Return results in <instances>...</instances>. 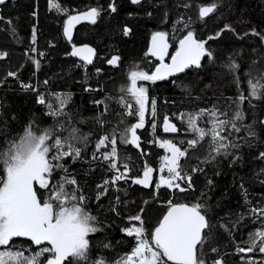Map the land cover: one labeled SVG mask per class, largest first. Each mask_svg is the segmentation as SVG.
Here are the masks:
<instances>
[{
  "label": "trees",
  "instance_id": "16d2710c",
  "mask_svg": "<svg viewBox=\"0 0 264 264\" xmlns=\"http://www.w3.org/2000/svg\"><path fill=\"white\" fill-rule=\"evenodd\" d=\"M211 2L213 0H142L140 5H133L130 0H116L118 10L111 13L107 11L109 0H51V3H58L66 9L69 15L82 13L90 7L105 9L97 23L79 27L71 42L63 33L67 16L51 9L50 0H8V4L0 9V53L5 54L0 57V148L5 146L7 140L22 135L30 122H34L39 129L55 126L61 137L68 136V130L72 128L79 130V136L91 134L87 142L73 141L82 149V157L75 163L69 158L68 168L87 197V207L97 216L104 229L91 237L93 253L97 258L102 255L114 261L131 251L134 240L121 229L133 224L138 226L139 222L129 221V217L141 215L145 228L150 231L166 211L168 200L195 203L199 198L200 203H206L208 216L213 223H224L232 228L231 236L223 229L216 233L215 246L224 264H245L241 256L245 260L253 256L258 264L264 259V254L258 251L239 255L235 251L237 244L247 247L242 241L247 240L248 234L261 225V219L252 214L251 209L264 207V184L260 182L264 180V174L257 176L264 165L253 159L258 151H264V145L253 140L252 148L244 146L233 150L241 157L235 163H231L232 156H217L215 161L205 163L204 157L208 155L211 142L210 133L195 148H189L187 141L195 137L181 122L179 115L198 109H211L215 105L221 111H227L230 117L236 108L233 101L237 95L240 91L247 94L245 73L254 61L257 66L264 64V44L251 34L253 28L257 31L264 29V0H218L217 11L199 21L198 7ZM185 4L191 6L186 8ZM189 17L196 21L192 24V30L197 39L208 40L225 24H230L235 31H227L216 39L208 40L206 47L212 51L214 61L206 58L201 69H188L177 79L140 82L148 88L150 101L156 100L157 115L155 118L150 115L149 105L145 127L137 130L141 138L140 148L120 144L117 137L118 165L121 170L124 163L129 165V179L109 186L107 195L97 201L96 196L101 191L97 185L110 180L115 172L102 157L93 160L92 153L101 136L111 133L117 126L120 129L125 127L119 123L121 116L118 114L125 109L115 102L122 95L120 90L128 84L127 76L131 70L139 69L151 74L159 64L145 55L153 33H168L170 47L167 63L170 61L178 40L186 32L182 24H177V20L186 22ZM125 26L131 29L127 36L123 32ZM33 28L35 43H32ZM81 45H90L97 51V59L90 67L81 66L83 64L70 55L73 46ZM112 56L120 57L117 66L107 63ZM30 58L40 61L39 70L35 69ZM232 61L240 65L236 73L240 78L239 87L225 67ZM97 69L100 71L97 72ZM9 72L17 76L10 77ZM26 84L45 95V105L36 102V92L24 90L22 85ZM66 95H70L64 108L68 115L58 118L59 123L64 125L60 129L57 118L47 114L50 110L48 105H51V110H58L60 98ZM100 101L104 103H98ZM253 104L255 108H251L247 102L242 106L245 123L264 119V100H254ZM105 105L108 106L107 110ZM165 116L176 125L177 132L163 131ZM220 118L228 117L221 115ZM125 119L129 125L137 122L135 117L127 116ZM98 120L104 123L101 125ZM153 123L156 124L155 129L151 126ZM199 126L206 130L211 128L208 118L199 121ZM257 131H260L258 124ZM261 135L264 136V132ZM163 140H170L182 150L188 149V155L181 158L180 163L193 176L195 191L181 193L156 187L160 175H167L166 170L160 172L163 157L168 156L166 149L159 146ZM145 164L154 169L152 186L147 188L132 183V178L142 176ZM196 167L203 171L193 173L191 170ZM61 175L64 173L58 172L56 179ZM208 180L213 183L208 185ZM179 182L183 186V182ZM116 187L120 191H116ZM201 193L206 195L201 196ZM117 196L120 197L118 203L115 199ZM113 207L116 211H112ZM238 216H243L239 222ZM101 241H110L112 247L99 249ZM216 255L209 253L210 257Z\"/></svg>",
  "mask_w": 264,
  "mask_h": 264
},
{
  "label": "snow or ice",
  "instance_id": "6c2138e0",
  "mask_svg": "<svg viewBox=\"0 0 264 264\" xmlns=\"http://www.w3.org/2000/svg\"><path fill=\"white\" fill-rule=\"evenodd\" d=\"M5 2L6 0H0V4ZM130 3L140 5L142 0H130ZM190 6L184 5L186 8ZM218 7V0L200 5L197 19L203 21L216 12ZM50 8L67 16L63 33L69 42L72 41L73 28L77 23L87 20L95 24L101 12L105 11L103 7H90L77 15H69L66 9L58 3H51V0ZM117 10L116 0H109L107 11L115 13ZM195 22L191 17L186 22L183 19L177 20V24H182L186 32L178 40L175 52L170 57V63L164 62L165 57L169 55L168 33L158 31L152 34L151 46L145 55L155 57L160 63L155 66L151 74L139 69L129 72L128 84L121 88L122 95L115 101L125 109L123 113H118L121 116L119 123L124 124L125 127L120 129L117 126L111 133L101 136L95 143V151L92 153L93 160L102 157L115 172L110 180L97 185V188L101 189L96 196L97 201L107 195L109 186H116L119 181L129 179L128 173L131 171L129 165L124 163L123 170L118 165L117 137L120 144L140 148L141 138L137 130L145 127L149 105L150 115L153 118L157 115L156 100L150 101L148 88L140 82L155 83L177 73H183L187 69H201L202 60L205 58L210 62L214 61L212 51L206 47L208 40L216 39L224 32L235 31L230 24H225L214 36H209L208 40H201L197 39L196 33L192 30V24ZM123 32L127 36L131 29L125 26ZM251 34L264 44V29L257 31L253 28ZM32 43H35V28H33ZM3 55L5 54L0 53V57ZM70 55L79 57L83 61L81 66H86L93 63L96 52L88 45L73 46ZM30 59L35 69L39 70L40 61ZM119 61V56H112L107 63L117 66ZM225 67L233 75V82L239 87L240 78L236 73L240 70V65L232 61ZM99 71L100 69H97V72ZM245 75L248 84L247 94L240 91L237 95L233 101L236 108L230 117L227 111H221L215 105L211 109H198L179 114L181 122L187 125L188 130L195 137L187 141L189 148H195L210 133L211 142L208 155L204 157L205 163L215 161L217 156H232L231 163H235L241 157L233 150H239L244 146L252 148L253 140L264 145V136L261 135L264 132V119L245 123L246 115L242 107L247 102L251 108H255L254 100H264V64L257 66L254 61ZM8 76L16 77L17 74L9 72ZM44 83L47 84L48 81L45 80ZM22 87L26 91L36 92V102L45 105L46 97L37 88L27 84ZM69 100L70 95L60 98V107L54 111L51 110V105H48L50 110L47 114L57 118L59 123L58 118L61 115H68L64 108ZM107 107L105 105V110ZM221 115L228 118L221 119ZM127 116L137 118V122L127 124L125 119ZM205 118H208V123L211 124L208 130L199 126V121ZM98 123L102 125L104 122L98 120ZM257 124L260 128L259 132ZM151 126L153 129L156 128L155 123ZM59 127L63 129L64 125L59 123ZM78 131L72 128L68 130V136L61 137L57 134L55 126L39 129L34 126V122H30L22 135L7 140L5 146L0 148V264H224L223 257L219 256V249L215 246L216 233L219 229H223L231 236L232 228L224 223H213L208 216L206 203H200L199 198L195 203H175L168 200L166 211L150 231L145 228L141 215L129 217V221L139 222L138 226L133 224L121 229L127 237L134 240L131 251L114 261L102 255L97 258L93 253L91 237L104 229L100 226L97 216L87 207V197L68 168L69 158L75 163L82 157V149L73 141L87 142L91 135L89 133L79 136ZM163 131L166 133L178 131L168 116L163 119ZM159 146L167 149L171 155L163 157L160 172L164 173L166 170L167 175H160L156 187L178 190L181 193L195 191L193 176L180 163L181 158L188 155V149L182 150L170 140H163ZM253 159L264 165V151H258ZM191 171L202 172L203 169L196 167ZM58 172H63L64 175L56 179ZM153 172L154 169L145 164L142 176L132 178V183L145 188L151 187ZM261 174H264V167L259 169L257 176ZM179 181L183 182V186ZM260 182L264 184V180ZM207 183L211 185L213 182L208 180ZM241 188H244L243 184ZM116 191H120L119 187H116ZM244 192L247 196L246 189ZM205 195L206 193H201V196ZM115 199L117 203L120 201L119 196ZM112 211H116V208L113 207ZM251 213L261 219V225L248 234L247 240L242 241L247 247L237 244L235 251L238 255L257 251L264 254V207H253ZM242 219L243 216H238L237 222ZM111 247L110 241L107 243L101 241L98 246L99 249ZM210 252L217 255L210 257ZM241 260H244L245 264H258L253 256H248L246 260L241 256ZM259 264H264V259L259 261Z\"/></svg>",
  "mask_w": 264,
  "mask_h": 264
},
{
  "label": "water",
  "instance_id": "95a60500",
  "mask_svg": "<svg viewBox=\"0 0 264 264\" xmlns=\"http://www.w3.org/2000/svg\"><path fill=\"white\" fill-rule=\"evenodd\" d=\"M8 4V0H6V2L4 3V4H0V9L3 7V6H5V5H7ZM79 14V13H78ZM74 15H77V14H74ZM211 15V14H210ZM209 15V16H210ZM208 16V17H209ZM208 17H206V18H208ZM205 18V19H206ZM85 24H92V23H90L89 21H87V20H81L79 23H77L76 25H75V27L73 28V32H72V39H73V37H74V35H75V32H76V30L79 28V27H81V26H83V25H85ZM66 38V37H65ZM67 39V38H66ZM81 46H83V45H81ZM81 46H77V47H81ZM88 46H90V45H88ZM151 46V41H150V45H149V47ZM90 47H92V46H90ZM93 49H95L94 47H92ZM95 52H96V55L93 57V63L91 64V65H86V66H92L94 63H95V61H96V59H97V51H96V49H95ZM74 59H76V60H78L79 62H81L82 64H83V61H81L80 59H79V57H74V56H72ZM151 57V56H150ZM152 58H154L155 60H157L155 57H152ZM167 58H168V56H166L165 57V63H167ZM205 60H206V58L204 59V60H202V64L205 62ZM159 63H160V61L159 60H157ZM171 61H169L168 63H170ZM188 70V69H187ZM187 70H185V72H183V73H177V74H175L174 76H170V77H168L167 79H177V78H180V77H182L185 73H186V71Z\"/></svg>",
  "mask_w": 264,
  "mask_h": 264
},
{
  "label": "rangeland",
  "instance_id": "374dc122",
  "mask_svg": "<svg viewBox=\"0 0 264 264\" xmlns=\"http://www.w3.org/2000/svg\"><path fill=\"white\" fill-rule=\"evenodd\" d=\"M166 151H167V149H166ZM167 153H168V156H170V155H171V153H170V152H168V151H167Z\"/></svg>",
  "mask_w": 264,
  "mask_h": 264
}]
</instances>
